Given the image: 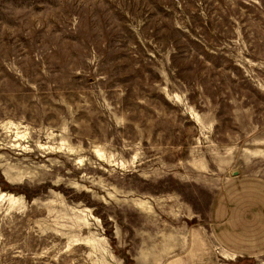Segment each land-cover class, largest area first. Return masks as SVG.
Instances as JSON below:
<instances>
[{
    "label": "rangeland",
    "instance_id": "374dc122",
    "mask_svg": "<svg viewBox=\"0 0 264 264\" xmlns=\"http://www.w3.org/2000/svg\"><path fill=\"white\" fill-rule=\"evenodd\" d=\"M259 182L264 0H0V264H264Z\"/></svg>",
    "mask_w": 264,
    "mask_h": 264
},
{
    "label": "crops",
    "instance_id": "0c3cea01",
    "mask_svg": "<svg viewBox=\"0 0 264 264\" xmlns=\"http://www.w3.org/2000/svg\"><path fill=\"white\" fill-rule=\"evenodd\" d=\"M244 189V195H245V197L247 196V195H249V196H251V197H253V196H257L258 197V202H259V205L261 206V207H264V183L263 182H259V185L258 186H252V187H246L245 186V188H243ZM245 197H243V200L241 201V202H236V204L237 205H240L241 206V204L240 203H242V204H244L245 205V203H247V201L245 200ZM237 207H239V206H237ZM235 212V211H234ZM232 237V236H231ZM234 242V239H231V238H228L227 240H226V244L227 245H231V244H234L233 243ZM242 243H243V245L245 246L247 243L245 242V240H243L242 241Z\"/></svg>",
    "mask_w": 264,
    "mask_h": 264
}]
</instances>
